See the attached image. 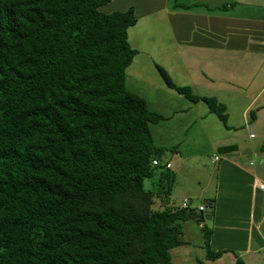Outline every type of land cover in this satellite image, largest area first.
<instances>
[{
  "label": "trees",
  "instance_id": "trees-1",
  "mask_svg": "<svg viewBox=\"0 0 264 264\" xmlns=\"http://www.w3.org/2000/svg\"><path fill=\"white\" fill-rule=\"evenodd\" d=\"M110 1L0 0V264H173L189 243L182 222L203 220L169 201L173 173L151 132L163 116L126 88L137 17L103 11ZM157 70L226 120L215 97Z\"/></svg>",
  "mask_w": 264,
  "mask_h": 264
},
{
  "label": "crops",
  "instance_id": "crops-1",
  "mask_svg": "<svg viewBox=\"0 0 264 264\" xmlns=\"http://www.w3.org/2000/svg\"><path fill=\"white\" fill-rule=\"evenodd\" d=\"M254 6V0H111L102 8L134 10L137 22L128 41L138 53L131 65L160 66L175 85L224 105L220 132L226 138L215 143L220 158L213 156L212 171L198 183L204 200L199 205L212 211L196 222L201 231L211 228L210 249L222 251L218 258L229 255L232 264L238 258L264 264V191L254 183L264 182V10ZM204 105L186 99L172 116L194 113L213 123L217 115ZM250 124L257 131L253 137Z\"/></svg>",
  "mask_w": 264,
  "mask_h": 264
},
{
  "label": "rangeland",
  "instance_id": "rangeland-1",
  "mask_svg": "<svg viewBox=\"0 0 264 264\" xmlns=\"http://www.w3.org/2000/svg\"><path fill=\"white\" fill-rule=\"evenodd\" d=\"M254 3V9H258L259 12L261 9L264 10V1L260 0L258 3L254 0ZM126 88L145 98L150 111L163 116L160 121L151 125V132L155 145L165 149L161 161L165 163L168 162L165 160H169L171 164L174 182L171 184L169 201L175 206H180L187 200L188 206L196 209L204 201L200 189L204 178L214 166L212 158L214 155L220 156L215 150V143L223 137L226 138L224 133L220 132L224 121L216 116L213 123L208 124L198 120L194 113H189L188 117H184L183 114L172 116L175 107H182V102H186V99L169 88L153 66L142 68L137 63L132 64L126 70ZM171 95L176 98L172 99ZM173 100L180 101V104ZM248 129L256 135L257 131L251 124ZM156 181V177L145 179L144 186L156 190ZM199 182L202 184H198ZM209 190L212 191L213 187ZM155 206L156 208L161 206L158 198H156ZM206 211L205 214H211L212 210L206 209ZM196 221V218H191L182 222V236L189 243L171 249L172 263L232 264L229 255L212 260L206 258L207 251L200 237L202 231L198 228L199 224ZM184 225L188 227L187 232L183 229Z\"/></svg>",
  "mask_w": 264,
  "mask_h": 264
},
{
  "label": "built area",
  "instance_id": "built-area-1",
  "mask_svg": "<svg viewBox=\"0 0 264 264\" xmlns=\"http://www.w3.org/2000/svg\"><path fill=\"white\" fill-rule=\"evenodd\" d=\"M249 136H250V137H253L254 135H253V134H250ZM219 158H220V156H217V155L214 156V160H215V161H218ZM152 164H153V165H157V164H159V162H158L157 159H154V160L152 161ZM248 164H249L250 166H253V165H255V162L251 160ZM259 164H260V165H263V164H264V158H262V157L259 158ZM165 167L168 168V169H171V164H170L169 162H165ZM254 183H255V185H256L259 189H261V190L264 191V182H263V181L255 180ZM188 205H189V204H188L187 200H185V201L182 202V206H183V207H188ZM197 208H198V210H200V211L206 210V207H205L204 205H200V206H198Z\"/></svg>",
  "mask_w": 264,
  "mask_h": 264
},
{
  "label": "water",
  "instance_id": "water-1",
  "mask_svg": "<svg viewBox=\"0 0 264 264\" xmlns=\"http://www.w3.org/2000/svg\"><path fill=\"white\" fill-rule=\"evenodd\" d=\"M208 220H210L211 218L210 217H207Z\"/></svg>",
  "mask_w": 264,
  "mask_h": 264
}]
</instances>
